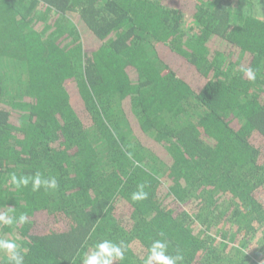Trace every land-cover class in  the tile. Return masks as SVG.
<instances>
[{"label": "trees", "instance_id": "1", "mask_svg": "<svg viewBox=\"0 0 264 264\" xmlns=\"http://www.w3.org/2000/svg\"><path fill=\"white\" fill-rule=\"evenodd\" d=\"M247 3L0 0V213L27 215L0 239L24 264H83L103 240L127 245L110 264L154 240L177 264H264V16ZM37 174L57 187L33 191Z\"/></svg>", "mask_w": 264, "mask_h": 264}, {"label": "clouds", "instance_id": "2", "mask_svg": "<svg viewBox=\"0 0 264 264\" xmlns=\"http://www.w3.org/2000/svg\"><path fill=\"white\" fill-rule=\"evenodd\" d=\"M248 79L255 80V75L251 69H243ZM11 183L18 189L20 187H26L29 183L27 177H17L15 173L10 174ZM46 188H56L57 182L55 178L51 180H41L40 175L37 174L32 181V189L36 191L40 188L41 184ZM140 191L132 194V200H142L147 198V193L143 191V185L139 186ZM27 222V215L20 214L18 220L15 216H10L7 213H0V223L4 225H14V223L24 224ZM20 246L14 240L0 239V251L8 253L9 264H24V255L19 250ZM167 250V244L161 240H154L149 248V255L143 261V264H177L178 261H182L181 255L169 256L165 254ZM127 251V245L121 241L119 244L113 243L109 240H103L96 245V250L90 255H86L83 264H110L112 259H118L123 261L125 259V252Z\"/></svg>", "mask_w": 264, "mask_h": 264}, {"label": "rangeland", "instance_id": "3", "mask_svg": "<svg viewBox=\"0 0 264 264\" xmlns=\"http://www.w3.org/2000/svg\"><path fill=\"white\" fill-rule=\"evenodd\" d=\"M244 1H246V0H244ZM256 1H257V0H247V2L249 3L250 7H253L254 12H255L256 14H259V15H261V16H264V9L261 8L260 13L258 12V9H257V8H259V7H257ZM250 2H251V4H250ZM248 3H247V4H248ZM2 66H3L4 68L7 69L6 62H4V64H3ZM188 115H189V113H188ZM187 118H188V116H187ZM190 118H191V117L189 116L188 119H190ZM188 119H187V120H188Z\"/></svg>", "mask_w": 264, "mask_h": 264}]
</instances>
